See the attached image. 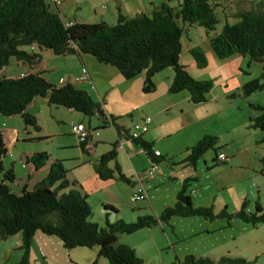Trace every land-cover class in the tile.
I'll use <instances>...</instances> for the list:
<instances>
[{"label": "trees", "instance_id": "1", "mask_svg": "<svg viewBox=\"0 0 264 264\" xmlns=\"http://www.w3.org/2000/svg\"><path fill=\"white\" fill-rule=\"evenodd\" d=\"M236 17V22H227L219 34L209 37L211 47L219 58L241 54L248 56L250 61L262 64L261 75L243 85L245 95L249 96L264 88V0L255 7L244 8ZM218 22L214 4L210 0H182L178 7L163 3L150 13H140L132 17L119 12L117 21L113 24L106 21L68 24L59 10H55L47 0H0V68L10 54L27 61L31 67L36 60H41L40 53L30 54L20 49L23 44L35 43L40 47L53 49L57 55L77 50L93 55L101 63L114 66L125 79H132L145 72V93L156 89L153 82L156 73L173 68L170 91L178 93L187 90L190 101L199 104L207 102V94L212 90L213 83L210 80L194 78L187 65L181 62L184 28L186 25L199 24L208 33L215 30ZM190 53L199 68L207 65L206 54L200 47H192ZM37 97L48 98L49 103L56 106L75 109L86 115L98 113L106 118L102 103L94 101L86 90L69 82L56 85L43 72H29L18 77L0 79V114H19L26 127L32 126L40 131L38 117L27 111ZM250 105L261 111L259 116L250 118V128L264 130V106L255 103ZM111 121L117 127L119 136L121 130L124 131L127 137L144 149L152 164L171 160L158 155L152 143L141 139L142 136L133 138L126 129L115 123L116 118L111 117ZM88 140L80 143L84 150ZM217 142L216 136L202 137L186 150L187 155L183 162L195 165L209 149H215L218 156L221 147L216 146ZM7 152L5 135L0 129V174H3L0 179V235L6 237L19 228L22 230L23 256L17 264H31L30 251L39 231L57 236L68 249L97 247L98 257L107 259L109 264H145L134 248L119 243V236L169 222L174 216H201L207 219L225 217L228 224L231 218L237 217L253 225L264 223V205L259 201L256 202L255 212H248L247 203L244 201L241 209L234 214L227 209L216 214L213 206H195L188 190L191 179H186L177 194L176 202L166 206L160 215L139 216L131 222L123 219L110 222L107 219L106 226L100 227L90 220L92 211L87 196L76 188L70 189L71 185L75 186V182L70 183L67 180V170L61 160L51 165L48 176L40 184L31 189L25 186L21 191H15L13 184L17 176L13 167L7 168L5 165ZM117 155L116 142L109 152L99 158L94 165L95 170L102 179L114 178L117 171L120 180L130 182L117 163L114 169L108 166L110 161H116ZM48 158L47 152H36L28 157L36 167ZM261 163L264 172V155ZM91 264H100L99 259ZM171 264L253 262L245 257H231L227 254L217 260L187 254L183 260L176 258Z\"/></svg>", "mask_w": 264, "mask_h": 264}, {"label": "rangeland", "instance_id": "2", "mask_svg": "<svg viewBox=\"0 0 264 264\" xmlns=\"http://www.w3.org/2000/svg\"><path fill=\"white\" fill-rule=\"evenodd\" d=\"M215 7V13L219 22L216 24L215 30H211L207 33V30L199 24L186 25L184 34L182 37V52L180 54V60L188 66V71L196 79L210 80L213 83L212 90L207 94V102L194 104L190 103L189 106L184 107V111L174 112L175 114H164V120L173 117V127L177 124L182 125L184 120H191L198 115H207L211 113L213 116L211 119V125L207 127L209 131H214L223 141L228 142L226 147L240 149L247 143L249 146H253L252 153L258 145V151L256 159L259 160L262 152L264 151V130L257 128H248L249 118L256 117L261 114L259 109L253 108L250 103L260 104L264 106V88L246 96L243 90V85L249 78H257L261 75L262 64L260 62L252 61V67H247L246 72L243 73L238 67L239 57L232 58H219L211 47L210 37L219 34L225 24L234 23L238 20L237 17L232 16L233 12H236L243 5L256 6L261 0H210ZM83 4L89 5L87 0H82ZM66 2L63 3V5ZM52 7L56 10L55 5ZM63 7L62 5H60ZM59 6V7H60ZM209 34V35H208ZM210 36V37H209ZM194 46L200 47L206 54L207 65L203 68H199L196 65L194 57L190 53V49ZM21 49L31 52H38L44 57V61L49 64L48 72L45 75L56 82H60L65 77L64 66L56 67L55 57H58L53 49L40 47L38 44H23ZM91 55V54H90ZM232 56V55H231ZM242 57V56H241ZM104 67L113 69L107 66L108 64H102ZM117 69V68H114ZM30 68L28 64L20 65L17 63L16 56L10 59V63L4 64L0 69V78L2 77H18L25 75L29 72ZM174 71L173 68H166L165 70L158 72L153 77V82L156 85L155 93H162L172 83V79H168L167 72ZM251 74V75H250ZM139 75L132 79L124 80L125 83H133ZM246 81V82H245ZM115 95L124 93L127 91L123 85L116 86ZM185 93H189L187 90H183ZM130 92V90H129ZM153 93V92H151ZM146 93L148 99L153 95ZM180 93V92H178ZM176 93H174L175 95ZM145 97V96H143ZM120 103H116L117 98L113 99V93L110 94L109 99L105 98L103 101L107 102V107L112 108L115 111L122 112L116 119L119 122H125L126 126H133L136 122H142L143 117L148 116L150 113L147 111L144 100L140 101L138 96L132 94L131 100H123L121 97ZM43 97L39 98L42 101ZM144 99V98H143ZM101 100V99H100ZM116 100V101H114ZM148 101V100H147ZM144 102V103H143ZM149 103V102H148ZM147 105V104H146ZM38 105L33 109H38ZM63 111L71 112L74 115L78 114L82 119L88 123L89 118H93V135L95 138L94 145H98V151L102 152V148L105 146L102 143H97L96 140H100L101 137H113L118 140V135L114 126L104 125L103 122L92 115H86L83 112L73 111L64 106L57 108L55 105L43 104V108L40 111V119H38L39 125L42 128L39 133L35 131L32 126L29 133L25 129V123L23 118L19 115H4L0 114V128L4 129L7 134V147L8 153L6 156V164L11 165L14 163L16 173L19 177L24 178V182L27 180L28 165L25 160L21 159L19 152L22 149L27 152H47L51 158L61 160L70 165L75 162L83 154L92 158L88 152H83L81 146L78 143L76 136L70 133L62 134V129L69 124L68 115H64ZM177 114V116H175ZM152 118L156 121H161L158 115L151 114ZM67 123V124H66ZM100 124L99 127L97 126ZM243 123V125H242ZM19 124L20 138H23L12 150L10 146V138L8 137V130L15 129ZM95 124V125H94ZM97 124V125H96ZM103 124V125H102ZM199 127H193L191 132L195 134ZM190 127H186L185 130H181L174 134L171 138L166 137L157 143V148L162 151L166 149L182 150L185 148L184 144L188 143L185 138H192L194 136H188L187 131ZM206 128H203V130ZM206 129V130H207ZM165 127L160 131H164ZM178 130V129H177ZM203 131L201 130V133ZM44 136L42 138L37 137ZM185 137V138H184ZM28 138H32L31 140ZM257 140L259 143H256ZM72 141H75L71 145ZM9 142V143H8ZM217 142L216 146L223 144L221 141ZM195 144V143H194ZM256 145V146H255ZM67 146V147H63ZM138 148V147H137ZM121 152V151H120ZM249 156V153H247ZM245 154V155H247ZM215 149H209L203 156H201L196 166H191L193 169L192 176L185 177L184 172L186 169H181V175H175L177 179H172L168 185L161 182L155 186L152 191H155L157 196L154 201L157 206L163 204L167 197L170 196L171 200H176L175 190L181 188L184 185L186 179L189 180L190 186L188 187L189 194L195 206H213L216 214L220 213L224 209L231 214L236 213L242 207L244 201H246V210L248 212L256 211V202L259 201L264 205V172H262V166L247 167L245 164L238 163L234 168H228L229 162H218ZM137 159V158H136ZM181 158L179 157L178 160ZM127 160L129 158L127 157ZM145 163L148 158L145 153L141 152L138 161ZM128 162V161H127ZM170 163L169 160L163 161L162 165L165 167ZM173 166H178L174 165ZM3 174H0V179ZM168 180V179H167ZM171 179H169L170 181ZM168 183V182H167ZM121 192L120 201L111 199L109 202L111 207H106V203H102L100 198L103 196L101 191H95L90 193V198L87 201L91 207L92 214L90 220L97 223L100 227L106 226V221L114 222L119 219H123L127 222L135 221L137 217L144 215H160L157 214L150 201H139L135 205L130 203V197L123 196L130 187L129 182H120ZM15 189L19 188L16 187ZM173 190V195L171 194ZM82 193L85 194L82 190ZM173 198V199H172ZM113 202V204L111 203ZM147 203V204H145ZM144 204V205H142ZM138 205V208L136 207ZM148 207V208H147ZM141 208V209H139ZM151 210V213H147L145 209ZM136 212H141L137 217H132ZM193 221V222H191ZM211 231H207L209 229ZM194 229L195 236H189L191 229ZM199 230L201 231L198 233ZM127 239V244L135 249L137 255L144 261L145 264H171L176 258L184 259L186 252H191L196 256H205L212 259H219L222 255L227 254L231 257H245L252 261L253 264H264V223L253 225L242 221L240 218L233 217L230 219V224L225 217H216L213 219H207L201 216L181 217L174 216L169 222L157 224L150 228L141 229L132 234H122ZM1 237V235H0ZM52 237L60 241V238L56 236ZM13 239V238H12ZM13 241V240H11ZM9 241V243H11ZM119 243L120 240H119ZM4 240H0V264H8L11 261V256L14 259L19 260L20 250H12L11 254L6 246ZM97 249V247H95ZM84 251H91V248L83 247ZM72 249L59 251V262H54V254L51 256V264H79L76 263L70 255ZM7 252V253H6ZM92 253V252H89ZM189 254V253H188ZM106 263H109L107 259H104ZM33 264H46L40 258L33 261Z\"/></svg>", "mask_w": 264, "mask_h": 264}, {"label": "crops", "instance_id": "3", "mask_svg": "<svg viewBox=\"0 0 264 264\" xmlns=\"http://www.w3.org/2000/svg\"><path fill=\"white\" fill-rule=\"evenodd\" d=\"M47 1L49 2V0ZM64 2L66 3L63 5ZM87 2L90 4L85 5L83 4L82 0H62V3L55 7L59 10L60 15L63 18V20L66 21L67 23L69 22L96 23V22L106 21L108 23L113 24L117 21L119 12H122L132 17L140 13H150L153 9H155L156 7H159L163 3H168L171 6L178 7L179 4L182 2V0H87ZM60 5H62L63 7H61ZM246 7H248L247 4L243 5V7H240L236 12H233L231 15L236 17L238 13ZM33 53H38V52H31L30 54H33ZM13 56H16V55L10 54L4 61V64H7V63L9 64L10 59ZM57 56L58 57H55L56 67L64 66L66 68L64 70L65 77L60 82L51 80L45 75V73L48 72V69L50 68H49V64L44 61L43 56H41L40 61L36 60V63L33 67H31L27 61L21 60L17 56L16 58H17L18 64L24 65V66L28 64L30 68L29 72H43L45 77L50 82L56 85L60 86V85H63L69 82L75 85L77 88L86 90L90 94V96L93 98L94 101L102 103V109L104 110L106 114V118L107 117L117 118L122 113V112L115 111L112 108H108L107 102L103 101L105 98H107L108 100L111 93H113V99L117 98V101L114 100L116 101V103H120V100H122L121 97H124L123 100H127V99L131 100L132 94L137 95L140 101L144 100L145 105L143 104V106L147 108V111L150 113L148 116H150L151 114H154L155 116L158 115V118L161 120L159 122V121H156L154 118H152L148 132L144 133L141 139L152 143L153 149L158 155L165 156L166 158H171V160H169L170 163L168 164L167 167H165V164L162 165V162H160L158 164L159 169L156 171L155 176L149 177L147 175V171L152 165L151 159L147 156V154L144 151H142L141 146L139 144H137L134 140L126 136V133L124 131L121 130V135L119 136L117 127L112 125L110 122L106 123L107 121L106 118L104 119V117L98 113L92 115V116H96L100 120V122L101 121L103 122L104 125L114 126L115 131L118 135V140H115L116 138H113V137H101L100 140H96L97 143H102L105 145L101 150L102 152H99L98 151L99 144L94 145L95 138L93 135L94 133H93V128H92L93 118H89L88 120L89 124H87L86 120L82 119L78 114L74 115L71 112L63 111L62 114L64 115L72 114L73 116L71 115L67 116L70 119L69 124L66 123L67 124L66 127L62 129V134L67 135L66 133H70L73 135L72 129H71L72 126L76 124H80V123L85 124L91 131V134H90L91 136L89 138L86 149L84 150L82 147L81 149H82V153L88 152L92 158H88L83 154V156L81 155L79 159H77L75 162L71 163L70 165H66V163H64L61 159L63 167L67 170V174H66L67 180L70 181V183L75 182V186L71 185L70 189L76 188L80 190L81 193L83 190V192L85 193L84 195H86L87 198H90L91 196L90 193L95 192V191H101L103 193V196L100 198V200L102 203L104 204L106 203V206L111 205L109 202L111 199L120 201L121 199L120 198V195H121L120 194L121 192L120 182H122V180L118 178L117 171L114 174V178L105 180L99 177V175L97 174L95 170V166H94L103 154L109 152L113 148V144L116 142H117V153H118L117 159L116 161L114 160L110 161L108 163V166L114 169L117 163L121 169V172L130 179V182H129L130 187L128 188V191L125 194H123V196L130 197L133 193L138 191L140 187L143 186L147 192V198L142 201H150L151 206L153 207L154 211L157 214L161 213V211H163V209L166 206L173 205L176 202L177 194L179 193L180 188H177V184H176L175 186L176 187V190H175L176 200L172 201L171 200L172 196H170V199L168 196L166 201H164L163 204H159L158 206L154 202L156 200L157 194L155 191H152V189L155 186H157L160 182H161V185L162 184L168 185L169 182L172 181V179H177L175 175H181L180 173L181 169H186V171L184 172V175H186L185 177L189 178L190 176H192L193 169H191L192 168L191 166L195 167L197 162L195 165L187 164L183 162V160L185 159V156L187 155L186 150L206 135L216 136L218 138V143H220L219 141L223 143L219 145V147L221 148L218 150V153H225L228 156V160L225 161V162L230 163L228 168H234L238 165V163L245 164L247 165V167H255V169H257L258 166H262L261 159L264 155V151L262 152L259 160L255 158L257 155V151H258V145L257 146L255 145L256 148L254 150V153H252L253 146H249L247 143L245 144L244 147L240 149H237L235 147L230 148L229 146L226 147L228 142L223 141L221 139L222 136L220 137L219 134H217L216 132L214 131L211 132L207 129V127L211 125V122H210L212 119L211 116H213L211 113H208L207 115H198L196 116V118H193L191 120H184L182 125L178 126L176 124L174 127L172 125V119L174 115L170 117L169 119L167 118V120H164V114L171 115L179 111L182 112L184 111L183 109L185 106H189V104L191 103L190 98H189V93H185L184 91H182L174 95V93L170 91L171 85H169L166 91L164 90L162 93L157 94L155 93L156 91H153V93H151L153 95H150L151 97L148 99V97H146L145 95L146 93L143 91L145 72L139 74V78L136 79L133 83H130V82L125 83L124 80H128V79H125L118 69H114L115 68L114 66L110 67L113 69L104 67V65H102L103 63L99 62L93 55L81 53L75 50V51L68 52L67 54L57 55ZM238 56H240L239 57L240 59L238 61L237 67L243 73H247L245 66L247 65V67H252V61H250V58L248 56L241 55V54H234L230 56L229 58L236 59L238 58ZM173 76H174V71L167 72L168 79L173 80ZM251 79L253 78H249L246 81H249ZM117 85L118 86L123 85L126 88L127 91L124 93V95H121V94L115 95L114 90ZM39 98L40 97L35 98L34 101L27 108V111L37 116L38 119H40V111L43 108V104L47 103L49 105H53L49 103L48 98L43 97L42 101H39ZM37 105L39 106L38 109H33ZM59 107H62V106H57L58 109ZM68 109H71V108H68ZM71 110L77 111L75 109H71ZM77 112H80V111H77ZM19 116L22 118L21 115ZM175 116H177V114ZM249 121H250V118H249ZM115 123L120 125L124 129H126L128 133L130 134L133 126H130V127L126 126L125 122H119L117 119ZM99 125L100 124L98 123L97 126L99 127ZM195 126L199 128H198V131L195 134H193L191 132V129ZM164 127H165V130L160 132ZM186 127H190V129L187 131V135H185V137H188V136H194V137L192 138L184 137L185 140L188 141V143L184 144L185 148H183L182 150H171V149L167 150L166 149L165 151H162L160 148H157V143L159 141H161L162 139L166 137L171 138L177 132L181 130H185ZM247 127L250 128V123H249V126ZM203 128H206L207 130L206 129L203 130ZM0 129L4 133L6 143H7L8 141L7 134L5 133L4 129L2 128ZM25 129L29 133L31 132V128L26 127V125H25ZM201 130L203 131L202 133H201ZM36 132L39 133L40 131H36ZM8 137L10 138V143L9 142L8 143L10 144L13 150L15 147H17V144L19 143V141L23 139V138H20L19 124L15 129L8 130ZM37 137H41V136H39L38 134ZM29 139L31 140L32 138H28V140ZM255 142L259 143L257 140H255ZM73 143H75V141H72L71 145H73ZM63 147H67V146H63ZM141 152L145 153L148 158V161L142 164L140 160L138 161V158ZM247 153H249V156ZM19 154L21 156L20 158L25 160L28 165L29 171L27 174L28 178L26 182H24V178L19 177L18 174L16 173L15 165H14L15 162H13V164L11 165H7L6 164L7 154L5 155V159H4L6 167L7 168L13 167L16 173L17 180L16 182H14L13 188L15 187V184H16V187H19V188L17 189L14 188L15 191H21V189H23V187L25 186L28 189H31L35 185L40 184L48 176L50 169H51V165L55 161H57V159L51 158L48 155L49 158L44 160L43 163L39 167H36L32 163V161L28 159V157L31 156L33 152H27V150L22 149L19 152ZM127 157L129 158V160H127ZM179 157L181 158L180 160H178ZM217 161L221 163L223 162L219 160ZM173 164L178 165V166L177 167L173 166ZM169 179L171 180L169 181ZM171 192H172L171 194L173 195V190H171ZM111 203L113 204V202ZM136 207L138 208V205ZM147 208H143V209H145L146 212L148 211L147 213H151V210ZM140 213L141 212H136V214L132 217H137L138 215H140ZM206 227H207L206 229H209L208 226ZM201 231H206V230H199L198 233H201ZM207 231H211V230L209 229ZM189 233H190L189 236H186V237L195 236L194 233L196 232L192 228ZM0 240H4L7 243L6 244V246H8L7 251H9L10 254L12 250L21 251L20 252L21 258L19 260H17V258L14 259L12 255L11 256L12 259L8 263V264H17L22 259V256H23V251L21 250V245L23 243L22 230L19 228L15 233L8 235L6 237L1 235ZM59 240L60 241H58L57 239H54L52 235H48V234H45L39 231L34 237V243L30 251L31 264H33V261H36L39 258L46 264H51L52 263L51 256H53V254H54V262H59V257H58L59 251L64 252V250L68 249L64 246L62 240L61 239ZM118 240H120L121 243H127V239L122 235L118 237ZM9 241H11V243H9ZM79 248H83V247L73 248L72 251H70L71 258L76 263L91 264L95 259H99L100 264H109V263H106V261L104 260L105 258L98 257L97 249L91 248L90 249L91 251L89 252H92V253H89L88 251H84V249H79ZM186 253L190 254L191 252H186ZM161 264H163V262Z\"/></svg>", "mask_w": 264, "mask_h": 264}, {"label": "built area", "instance_id": "4", "mask_svg": "<svg viewBox=\"0 0 264 264\" xmlns=\"http://www.w3.org/2000/svg\"><path fill=\"white\" fill-rule=\"evenodd\" d=\"M49 3L50 4L53 3V5L57 6V5L62 3V0H49ZM72 23L73 22H69L68 24H72ZM106 119L108 122L112 123L110 117H107ZM151 121H152V117L146 116L143 118L142 122L134 123L132 130L130 132V135L133 138H140L144 133L148 132V130L150 128ZM71 129H72V133L76 136L79 145H80V143L87 141L90 134H91L90 129L83 123L73 125ZM141 149H142V151H144V149L142 147H141ZM217 159L219 161L225 162L228 160V156L225 153H219L217 156ZM158 169H159V165L157 163L152 164L151 167L147 171V175L149 177H154L155 173ZM146 198H147V192H146L145 188L142 186V187H140V189L138 191H136L135 193H133L130 196L129 200H130V203L132 205H135L137 202H139L141 200H145Z\"/></svg>", "mask_w": 264, "mask_h": 264}]
</instances>
